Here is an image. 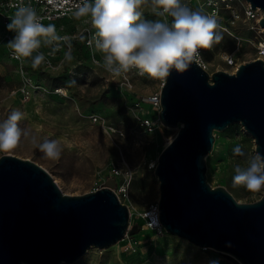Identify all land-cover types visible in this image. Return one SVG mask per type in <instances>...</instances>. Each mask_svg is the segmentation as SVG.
<instances>
[{"label": "rangeland", "instance_id": "374dc122", "mask_svg": "<svg viewBox=\"0 0 264 264\" xmlns=\"http://www.w3.org/2000/svg\"><path fill=\"white\" fill-rule=\"evenodd\" d=\"M192 5L197 7L195 1ZM139 11L142 19L162 20L153 14L150 0ZM251 23L239 20L230 24L226 17L220 20V25H226L241 40L237 47V40L218 27L220 42L204 49L208 72L232 73V66L220 57L223 51L235 52L237 65L254 57L249 40L254 33L248 30ZM80 26L70 19L53 23L55 34L73 38L70 48L56 50L55 43L42 38L39 49L19 59H12L0 48V121L18 109L24 113L20 127L27 128L37 144L56 140L61 148L58 159L47 158L31 142V136H22L15 148L0 152V156L12 154L34 161L69 195L101 188L108 179H114L113 190L129 210L128 231L135 227L133 233L107 248L90 247L74 262L60 264H233L215 249L198 247L153 225L151 206L158 199L154 167L157 155L175 133V129L162 130L158 123L148 130L141 121L158 118L159 108L150 98L159 94L160 80L129 73V83L121 84L93 62V55L104 57L95 41L91 47L77 41ZM95 31L92 27L86 33L91 36ZM40 54L44 59L33 67L35 56ZM22 86L27 87L28 94H21ZM213 135V147L205 156L206 181L212 187H225L239 202L258 199L263 188L249 191L232 182L237 165L245 166V157L256 154L253 138L238 122Z\"/></svg>", "mask_w": 264, "mask_h": 264}, {"label": "water", "instance_id": "95a60500", "mask_svg": "<svg viewBox=\"0 0 264 264\" xmlns=\"http://www.w3.org/2000/svg\"><path fill=\"white\" fill-rule=\"evenodd\" d=\"M246 1L264 11V0ZM258 24L264 35V17ZM158 120L162 130L175 129L154 167L161 227L233 264H264V188L258 199L239 202L205 177L213 133L231 123L264 155V61L243 62L233 73L196 63L172 71L160 86ZM114 185L108 179L101 188L65 194L39 164L1 155L0 264L72 263L90 247L104 249L133 233Z\"/></svg>", "mask_w": 264, "mask_h": 264}, {"label": "clouds", "instance_id": "9594fccd", "mask_svg": "<svg viewBox=\"0 0 264 264\" xmlns=\"http://www.w3.org/2000/svg\"><path fill=\"white\" fill-rule=\"evenodd\" d=\"M149 0H84L77 16L90 15L95 31V47L104 56V66L114 76L135 68L140 75L164 80L172 71L182 74L193 63L199 64V49L219 43L217 21L199 11H193L183 0H150L153 14L171 17V20L142 19L139 11ZM14 33L8 46L19 57H29L40 48L42 38L51 43L58 39L52 25L45 27L30 7L21 6L6 25ZM44 59L35 56L33 67ZM24 113L16 109L0 121V152L15 148L21 137L31 136V142L47 158L58 159L59 142L45 139L37 144L36 137L19 122ZM239 152V150H236ZM241 155H243L241 153ZM233 185H243L249 191L264 188V155L257 152L245 157V166L237 165L232 177Z\"/></svg>", "mask_w": 264, "mask_h": 264}, {"label": "built area", "instance_id": "2783aa9c", "mask_svg": "<svg viewBox=\"0 0 264 264\" xmlns=\"http://www.w3.org/2000/svg\"><path fill=\"white\" fill-rule=\"evenodd\" d=\"M192 1L197 3V7L192 5ZM91 2V0H89ZM84 0H0V48H3L9 57L19 59L13 52V50L8 46V41L12 39L14 33L9 32L6 29V25L10 23V20L14 18L16 11L19 7H30L32 8L40 22L45 26L52 25L53 23L62 20V19H70L77 20L80 22V31L77 33L76 38L77 41L83 42L86 46H92V42L95 41V33H92L91 36L86 32H89L90 28H92L91 17L90 15H82L77 16L76 13L79 11V7L82 6ZM183 3L186 4L188 8L193 11H199L203 15L214 18L217 21L218 27L222 30L228 32L231 36H233L236 40V46H239L240 37L235 35L232 31L228 29L225 25H220V20L223 17L227 18L228 23L234 24L236 21H252V23L248 26L249 31H253L254 35L252 39H249L254 51L255 55L251 60L254 59H262L264 61V35L262 33V28L259 26L258 21L260 18L264 17V11L255 8L251 9V5L246 0H183ZM162 20H171V17H162ZM58 39L52 41L55 43V49L71 46V38L69 35L64 33L55 34ZM199 65L207 70V64L203 57L204 49H199ZM222 61L228 65L232 66V73L237 68V63L235 62V52L233 51H223L221 54ZM92 60L95 64L101 66L104 70H106L112 77H117L121 84H126L128 82L129 73H134L138 76L140 75L138 70L135 68L130 69L127 73H121L119 76H114L110 71L106 69L104 66V57L98 58L94 55L92 56ZM208 71V70H207ZM147 75V74H144ZM160 80V79H159ZM164 80H160V84H163ZM21 94H28L29 90L26 86H22L19 90ZM150 102L152 105L159 108V94H155L151 96ZM95 121L96 118H93ZM142 123L148 130H152L154 125L160 122L158 118L155 121L150 120L148 118L141 119ZM115 172V170H113ZM152 210L155 211L158 215L157 204L151 206ZM149 218V215L146 214ZM150 220V218H149ZM154 226L161 225L155 222H152Z\"/></svg>", "mask_w": 264, "mask_h": 264}, {"label": "bare ground", "instance_id": "6f19581e", "mask_svg": "<svg viewBox=\"0 0 264 264\" xmlns=\"http://www.w3.org/2000/svg\"><path fill=\"white\" fill-rule=\"evenodd\" d=\"M61 90H62V89H61ZM150 214H151V217H152L153 221H155V222L157 223V221H158V220H157V213H156L155 211L152 210Z\"/></svg>", "mask_w": 264, "mask_h": 264}]
</instances>
